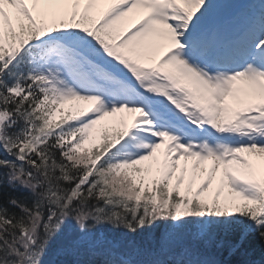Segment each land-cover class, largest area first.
<instances>
[{
	"label": "snow or ice",
	"instance_id": "obj_1",
	"mask_svg": "<svg viewBox=\"0 0 264 264\" xmlns=\"http://www.w3.org/2000/svg\"><path fill=\"white\" fill-rule=\"evenodd\" d=\"M0 264H264V0H0Z\"/></svg>",
	"mask_w": 264,
	"mask_h": 264
},
{
	"label": "rangeland",
	"instance_id": "obj_2",
	"mask_svg": "<svg viewBox=\"0 0 264 264\" xmlns=\"http://www.w3.org/2000/svg\"><path fill=\"white\" fill-rule=\"evenodd\" d=\"M134 22H135L134 19L129 20L128 21V25L130 26ZM73 106H79L80 108H83V109H86V108L89 107V105H84V104H82L80 102H72V104L66 105L65 106V109L68 110L69 108H71ZM109 118L110 117H105L104 120H102V123H101V126H102V129H101L102 134H103V132L105 130H108L109 133H111L113 127L117 126L118 125V122L120 120V119H117L118 122H115L114 123V122L108 121ZM121 118H123L126 122L130 123L131 120L133 119V115L126 113V116H123ZM188 163H190L192 165V162L191 161H189ZM183 164H184V162L181 161V166H183ZM205 167L207 168V164L205 165ZM201 179H203V177L202 176H198L197 181H196V185H194V188L199 185V183L201 182ZM218 183H219V173L217 174V177L213 181V190L217 187Z\"/></svg>",
	"mask_w": 264,
	"mask_h": 264
},
{
	"label": "bare ground",
	"instance_id": "obj_3",
	"mask_svg": "<svg viewBox=\"0 0 264 264\" xmlns=\"http://www.w3.org/2000/svg\"><path fill=\"white\" fill-rule=\"evenodd\" d=\"M123 116H126V113H121V114H117L116 116H113V117H110L109 119H108V121H110V122H118L117 121V119H121V117H123ZM99 124L100 123H98L97 125H96V127H95V129H94V135H98L97 134V131H98V129L100 128L99 127ZM255 159V158H254ZM188 166H189V169H191V164L190 163H188ZM207 168H210V162L207 164Z\"/></svg>",
	"mask_w": 264,
	"mask_h": 264
},
{
	"label": "trees",
	"instance_id": "obj_4",
	"mask_svg": "<svg viewBox=\"0 0 264 264\" xmlns=\"http://www.w3.org/2000/svg\"><path fill=\"white\" fill-rule=\"evenodd\" d=\"M253 243H255V242H253ZM225 256H227V253H225ZM233 259H236V258H233Z\"/></svg>",
	"mask_w": 264,
	"mask_h": 264
}]
</instances>
